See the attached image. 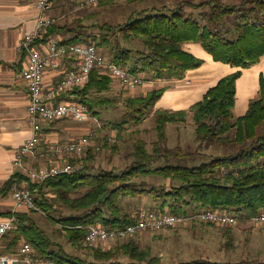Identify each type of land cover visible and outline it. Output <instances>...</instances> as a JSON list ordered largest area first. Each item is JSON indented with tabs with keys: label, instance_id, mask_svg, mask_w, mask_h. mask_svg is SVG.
<instances>
[{
	"label": "trees",
	"instance_id": "1",
	"mask_svg": "<svg viewBox=\"0 0 264 264\" xmlns=\"http://www.w3.org/2000/svg\"><path fill=\"white\" fill-rule=\"evenodd\" d=\"M111 0H101L102 3ZM129 4L147 0H127ZM181 2L179 5H154L134 10L129 20L112 25L99 24L100 34L94 40L87 34L77 33L69 42L96 44L102 51H109L108 58L116 64L141 74L148 80L182 79L190 69L200 67L204 59L185 48L188 42L200 43L216 61L228 63L237 68L223 76L210 87L204 97L187 109L170 111L157 109L156 129L158 139L153 149L139 139L133 152V163L122 171L102 169L92 171L95 155L89 150L84 166L74 172L48 178L39 187L37 202L53 224H61L63 233L77 252H69L65 243L54 238L42 227L35 214L36 210L16 213L17 226L4 234L1 251L13 253L24 242H29L36 250V256L52 264H160V259L151 256L149 250L141 249L129 242L118 249L102 250L100 246L85 248V236L92 225L101 224L109 229H124L138 221V215L121 204L126 197L151 195L159 202L161 211L187 213L193 207H211L229 210L248 217L264 211V74L260 76L259 96L252 98L245 114L235 116L238 80L244 68H249L264 57V0H201ZM186 4L199 8L201 12H188ZM83 20L76 25L49 27L45 38L63 31H76L83 26ZM84 26L83 28H85ZM142 40L145 47H130L120 39ZM115 79L96 67L89 81L81 87L64 93L73 101L83 103L96 118L102 110L118 106L122 98L113 95ZM167 86L155 88L148 94L130 96L124 99L141 120L161 99ZM196 123L198 140L207 144H224L235 150L232 154L212 156L196 166L166 164L153 166V162L166 157H192L197 151H185L182 147L168 148V123L187 122L190 114ZM127 121L113 127L123 132ZM172 181L170 187L149 185L151 176ZM14 184L37 185L21 171L5 184L0 193H8ZM64 208L69 214L61 218L52 216V211ZM0 215H12V212ZM63 215V214H61ZM244 220V219H243ZM247 220V218H245ZM229 236L233 225H229ZM87 246V245H86ZM83 249V250H82ZM130 261L115 258L121 250ZM179 264H240L239 262H216L197 259Z\"/></svg>",
	"mask_w": 264,
	"mask_h": 264
},
{
	"label": "rangeland",
	"instance_id": "2",
	"mask_svg": "<svg viewBox=\"0 0 264 264\" xmlns=\"http://www.w3.org/2000/svg\"><path fill=\"white\" fill-rule=\"evenodd\" d=\"M182 1L191 4L190 2H199L201 0H147L135 4H129L127 0H111L105 1L104 3L100 0L97 4H90L78 10L76 9L74 13L77 16L79 14H87V24L81 25L80 27L83 28L86 26L85 28L89 29L86 33L87 38L90 39L89 41L93 40L96 43L94 37L97 38L101 32L100 28H98L101 23L108 22L112 25H120V23L129 20L134 10H141L144 7L154 5L161 6L164 4L176 6ZM80 2L81 0H72L73 5H77ZM189 4L184 5L188 12L192 11L196 14L201 12L199 8ZM75 14L74 16H76ZM120 39L126 46L145 47L142 40H136L133 43V39L127 41L124 39L123 35H121ZM102 49L103 53L109 56V51H107L105 47H102ZM258 68L259 69L256 70L250 69L251 72L244 75L243 83H247L250 80L254 81L255 77L258 78V76H256L258 72L259 75L264 73V65H260ZM258 88L259 85L256 82L257 90L253 92L254 98L259 96ZM121 91L122 92L119 93L116 90L117 94L122 98L121 103L118 106H110L102 110L100 117L96 118L91 114L93 118L88 121H83V123H78L79 121L69 122V124L74 126V130L70 131V134L66 136L62 135L60 141H67L84 134H88L90 139V145L86 152L81 155L70 157V162L72 161L73 164L84 166L87 156L89 155V150L91 149L90 151L95 155V162L92 166L93 172H98L102 169L122 171L133 163V152L135 150V144L139 139L146 141L149 150L153 149L154 142L158 139L155 111L158 108L174 111L176 108L160 107L158 103L145 117L136 121L133 116H139L140 113L133 110V107L124 100L127 97L133 96V92H128L124 89ZM239 98L241 101L244 100L242 93L239 95ZM240 115V112L236 110L235 116L238 117ZM122 121H127V123L123 132L120 133L119 129L113 127V125ZM167 132L168 139L166 146L168 148L180 146L185 151L197 152L194 156L187 158H180L179 156H173L171 158L163 157L153 162L152 165L154 167L166 164L196 166L210 161L212 156H224L235 152V150L228 145L205 144L198 140L196 123L192 113L187 122L168 123ZM42 146L46 150L52 152L51 145L43 144ZM50 155L52 157L53 154ZM50 162L51 160L49 163ZM141 179L146 180L149 185L158 187H161L164 183L168 187L172 184L170 180L153 175ZM37 196H39L38 193ZM151 199L152 196L149 194L137 197H126L121 200V204L127 209L136 212L138 208L145 206L146 201L149 202ZM36 211H38V213L35 214V217L42 227L48 230L54 238L64 242L69 252H79L73 248L63 233H59L58 228H61V224H53V221L48 219L47 214L41 209ZM69 212L70 211L60 207V210L52 211L51 214L55 218H61L64 214H69ZM228 229L229 225H220L210 222H194L188 225H182V227L178 226L155 232L148 231L147 234L149 238L128 236L107 241L105 244L99 246L103 248L102 250L117 252L124 244L134 242L141 249L149 250L151 256L158 257L161 262L160 264H179L197 259H207L223 263L239 262L240 264H264V222L257 223L250 219L240 220L236 225H233L231 236L228 235ZM85 248L90 249L88 245H85ZM80 252L78 254H80ZM115 258L118 260L130 261L129 255L125 253L123 249Z\"/></svg>",
	"mask_w": 264,
	"mask_h": 264
},
{
	"label": "built area",
	"instance_id": "3",
	"mask_svg": "<svg viewBox=\"0 0 264 264\" xmlns=\"http://www.w3.org/2000/svg\"><path fill=\"white\" fill-rule=\"evenodd\" d=\"M99 1L83 0L80 6L97 4ZM55 3L56 0H37L40 15L36 28L27 32L20 42V48L25 51L28 58L21 71V76L29 84L28 124L33 134L16 152L15 166L23 169L37 186L31 188L27 184H14L12 188L14 201L12 215L3 216L0 219V264H40L41 259L36 256V250L29 242L22 243L16 252H2V237L8 231L16 228L17 212L40 210L37 193L39 187L45 184L48 178L71 173L83 167L73 164L69 159L86 152L90 145L88 134L52 144L51 151L58 157V161L52 165L41 168H29L26 165V157L34 153L42 144L44 121L56 122L59 119L70 118L83 123V121L93 118L86 105L78 101L64 99L61 96L76 87L84 86L89 81L92 70L96 67L102 69L105 74L111 75L118 81L120 87L128 92H133L146 82L143 75L135 74L128 68L110 60L94 42L91 44L69 42L56 35L46 39L45 34L49 27L56 23V19L49 14ZM49 69L59 71L62 74V79L50 88H46L45 76ZM136 213L138 221L124 229L113 230L101 224L90 226L85 236L86 245L97 247L117 238L182 227V225L194 222L236 225L245 218L257 223L264 222V211L259 215L248 217L244 213L211 207H200L187 213L142 207Z\"/></svg>",
	"mask_w": 264,
	"mask_h": 264
},
{
	"label": "crops",
	"instance_id": "4",
	"mask_svg": "<svg viewBox=\"0 0 264 264\" xmlns=\"http://www.w3.org/2000/svg\"><path fill=\"white\" fill-rule=\"evenodd\" d=\"M81 2L73 5L72 0H56L49 14L56 19V24L60 26L74 25L76 22L78 23L79 18L80 20L83 19L82 24L86 25L88 21L87 14H79L77 16L74 13L76 9L82 8L80 6ZM39 15L37 0H0V191L17 171L26 173L23 169L15 166L16 152L33 134L28 124L29 84L21 76V71L25 67L28 58L25 51L20 48V42L27 32L35 30ZM88 31L89 29L87 28L79 27L76 31H63L54 35L64 40H70L77 33L86 34ZM185 48L203 58V65L188 70L182 79H146L143 85L133 90V97L148 94L156 86L160 88L167 86L166 91L157 104L159 103L160 107L176 108L175 110L187 109L193 103L202 99L209 88L214 86L223 76L237 69L228 63L216 61L198 42H188L185 44ZM69 65H71L70 62ZM260 65H264V57L252 67L244 68L243 75L238 80V95L234 112L238 110L241 115L246 113L250 100L254 98L253 92L257 90L256 82L259 85V92V72L256 73L258 78L255 77L254 81L243 82L244 75L251 72L250 69H259ZM61 79L62 74L59 71L49 69L45 76L46 88H50ZM114 89L119 93L122 92L123 88L120 87L117 80L113 81L111 94L119 95ZM241 93L244 98L243 101L239 98ZM67 96L73 98L71 95H66L63 98L72 100L67 98ZM70 121L77 122L70 118L59 119L56 122L44 121L42 124L44 127L42 145L49 144L52 146V144L60 141L62 135L70 134V131L74 130V126L69 124ZM42 145L34 153L26 157V165L30 166L29 168H41L58 161V157L53 152L43 148ZM50 154L54 156L52 155L51 157ZM50 160L51 162L49 163ZM5 192L0 193V214L11 212L14 208L12 190L8 193ZM145 203L143 207L159 209V202H154L151 199ZM191 210H193V207ZM2 217L3 215H0V219ZM135 236L137 238H149L147 232L139 233ZM40 261V264L51 263L48 260Z\"/></svg>",
	"mask_w": 264,
	"mask_h": 264
}]
</instances>
